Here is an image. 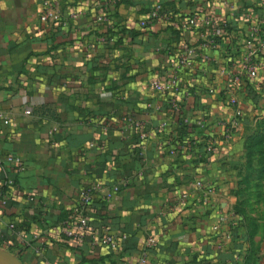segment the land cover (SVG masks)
<instances>
[{
    "label": "crops",
    "instance_id": "crops-1",
    "mask_svg": "<svg viewBox=\"0 0 264 264\" xmlns=\"http://www.w3.org/2000/svg\"><path fill=\"white\" fill-rule=\"evenodd\" d=\"M159 1L170 16L210 14L228 30L182 31L164 17L141 26L151 0H60L48 23L37 19L41 0H0V111L10 118L0 121V249L22 264H133L143 249L145 264H264V220L252 243L241 216L230 228L237 159L264 119V74L233 84L222 72L241 60L253 23L264 32V0ZM184 46L194 50L186 66ZM153 79L166 86L154 89ZM173 79L189 91L183 111L197 145L185 152H171L170 130L159 127L178 115ZM122 117L140 125L123 132ZM207 137L215 150L198 146ZM124 179L113 199L97 192L86 211L89 227L117 246L61 233L82 188Z\"/></svg>",
    "mask_w": 264,
    "mask_h": 264
},
{
    "label": "built area",
    "instance_id": "built-area-1",
    "mask_svg": "<svg viewBox=\"0 0 264 264\" xmlns=\"http://www.w3.org/2000/svg\"><path fill=\"white\" fill-rule=\"evenodd\" d=\"M60 0H41V9L38 14V22L39 23H48L51 21H54L59 18L60 16ZM152 5L149 8L148 16L146 19H142L139 24L141 26H145L148 21H157L161 18H166L170 20L173 25L177 28H179L182 31H187L192 28L201 27L203 29H211L215 22L213 20V17L210 14H205L202 17L193 14L191 16L185 17V18H178L173 19L172 16L168 15L167 13L163 12V6L159 0H151ZM245 16L247 18H251V13H246ZM220 29V33H224L222 28ZM210 43L206 42L205 46H209ZM243 51L241 54V60L234 65L224 68L223 73L226 74V77L231 81V83H239L242 79H254L258 75V73L264 74V65L259 61V57L261 54L264 53V32L261 33L258 22L253 23L249 27V31L245 39L243 40ZM194 55L193 48L189 46H184L182 53L180 55L179 64L182 66H186L189 64L190 59ZM206 58L207 56L204 55ZM175 79L172 80V85L174 88V95L169 99L170 103V109L175 112L179 113L181 111V108L184 107V104L186 102L187 97L189 96L188 90H182L180 91L179 87H177L175 83ZM150 85L154 89H163L166 85L165 83L161 82V80L153 79L150 82ZM229 104L233 105L236 110V114H240V108H238L237 99L235 97H231L229 99ZM24 113L29 114L30 110L25 109ZM9 116L0 111V121L7 124L9 123ZM122 127L121 130L123 132L127 131L129 127L131 126H139L140 124L135 121L132 117H122ZM184 122L189 121V117L185 116L183 118ZM203 118L196 119V123L199 125H203ZM237 123V120L233 118L231 121V127H234ZM167 123L161 122L159 124V127H164ZM231 127H225L224 129V135L227 136L230 132ZM141 139L146 138V133L141 132L140 134ZM201 141H205L204 149L205 151H213L216 148L217 145V139L214 137H207L205 139H202ZM167 144H169V141H167ZM171 152H174V150H170ZM4 160L12 163L17 169L22 170L23 164L21 160L17 157H12L11 155H5ZM126 179L122 180L120 183H113L110 186H104L99 182H93L89 184L88 186L81 189L79 193V197L73 208L71 209V214L67 219H65L61 223L60 231L62 234L68 236V237H83V235L86 232H89V234L92 235V243L93 244H106L109 247L114 248L117 246V237L115 235L109 234V233H103L102 235H98L93 231V228L89 227L87 224V215L86 211L91 204L93 197L95 193L99 192L103 199L111 200L115 196V194L118 192L120 185L126 184ZM9 183H12V181H9ZM6 203L5 198L0 197V206L4 205ZM224 220V215L219 217V223ZM9 228H13L14 224L12 222L7 224ZM216 228V226H215ZM1 227H0V236H1ZM155 240L154 238L150 237L148 239V246L154 245ZM147 259V249H143L139 259L133 263V264H145ZM162 264H171L168 261H164Z\"/></svg>",
    "mask_w": 264,
    "mask_h": 264
},
{
    "label": "trees",
    "instance_id": "trees-1",
    "mask_svg": "<svg viewBox=\"0 0 264 264\" xmlns=\"http://www.w3.org/2000/svg\"><path fill=\"white\" fill-rule=\"evenodd\" d=\"M191 15L193 14L176 15L172 17L173 19H178V18H185ZM217 27L222 28L223 32L228 30V25L226 22H222V23L215 22V25L212 29L216 30ZM185 116L186 115L184 114L183 108H181V111L178 113L177 118H175L173 123L168 122L164 127H161V129L165 131L170 130L166 134L167 140L169 141V144H167V147L170 150L185 152L188 150V148L197 145L195 140L191 139L188 135V133L191 132L190 124H189L190 119L188 122H184L183 118ZM259 133L253 132L245 140L244 158L246 157V163L243 165L239 163L238 165V169H237L238 179H237L236 189H235V195L237 199L233 206V214L235 217L232 218L231 224H230V228L233 233L235 232V230L237 229L239 225L236 216H241V220H240L241 224L244 225L245 227L244 238L246 239L248 243H252L254 235L257 232V229L259 226L258 220L259 219L264 220V211L257 213L256 214L257 216L252 215V212L254 211L250 205V201H249L250 196L248 193H245L246 189L251 184V181L253 180L255 181V179L252 177L255 171H258V172L260 171V173L262 172L264 173V162L256 163L255 160L253 159V157L255 156V152H256L255 148L259 144H262V142H264V135L260 137H256L257 134ZM139 143L140 141L137 143L136 147H139L138 146ZM198 146L204 147L205 141H201V143H199ZM258 196L260 198L262 197V199L264 200V192L262 193L259 192ZM70 214L71 213H68L67 217H69Z\"/></svg>",
    "mask_w": 264,
    "mask_h": 264
},
{
    "label": "rangeland",
    "instance_id": "rangeland-1",
    "mask_svg": "<svg viewBox=\"0 0 264 264\" xmlns=\"http://www.w3.org/2000/svg\"><path fill=\"white\" fill-rule=\"evenodd\" d=\"M253 132H256V133L260 132L259 134H257L256 137H260L264 135V119H261V121H259V123H257L254 126L251 133ZM255 149H256V152H255V156L253 157L255 162L256 163L264 162V142H262V144H259ZM237 161L242 165L245 164L246 157L244 158V154L240 158H238ZM252 177L255 179V181L254 180L251 181V184L248 186L245 193H248L250 196L249 201H250V205L253 211L256 213H260L264 211V200L262 199V197L260 198L258 196L259 192L260 193L264 192V173L263 172L260 173V171L259 172L255 171Z\"/></svg>",
    "mask_w": 264,
    "mask_h": 264
},
{
    "label": "water",
    "instance_id": "water-1",
    "mask_svg": "<svg viewBox=\"0 0 264 264\" xmlns=\"http://www.w3.org/2000/svg\"><path fill=\"white\" fill-rule=\"evenodd\" d=\"M0 264H22L18 257L6 250L0 249Z\"/></svg>",
    "mask_w": 264,
    "mask_h": 264
}]
</instances>
